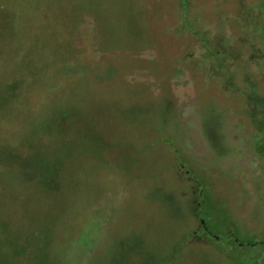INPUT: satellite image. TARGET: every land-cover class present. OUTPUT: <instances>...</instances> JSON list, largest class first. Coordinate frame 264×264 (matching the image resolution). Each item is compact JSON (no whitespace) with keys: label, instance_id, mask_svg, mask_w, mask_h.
<instances>
[{"label":"rangeland","instance_id":"rangeland-1","mask_svg":"<svg viewBox=\"0 0 264 264\" xmlns=\"http://www.w3.org/2000/svg\"><path fill=\"white\" fill-rule=\"evenodd\" d=\"M249 176L264 0H0V264H223L183 245L189 216L232 264H264L259 236L221 233L241 205L264 224Z\"/></svg>","mask_w":264,"mask_h":264},{"label":"crops","instance_id":"crops-1","mask_svg":"<svg viewBox=\"0 0 264 264\" xmlns=\"http://www.w3.org/2000/svg\"><path fill=\"white\" fill-rule=\"evenodd\" d=\"M235 169H236V167H235ZM234 169V170H235ZM234 172H236V171H234ZM247 173V171H242V173ZM238 173H240V172H238ZM250 173H252V172H249V174ZM235 175H237L236 173H234ZM250 177V176H249ZM252 177L253 178H255L256 176L255 175H252ZM253 178H251L250 177V180H249V183H250V190H249V188L247 189L245 186L246 185H244V184H242V185H240V192L241 193H244V194H241L242 196H243V198H244V200L245 201H247V200H252L251 198L252 197H254V196H258V197H260V196H264V193H263V189H264V179L262 180V181H259V180H257V179H253ZM255 180V181H254ZM256 180L257 181H259L260 183H258V182H256ZM196 183H198V181H196ZM259 184H260V186L261 187H259ZM252 187H254L255 188V190H252ZM192 190V189H191ZM249 190V191H248ZM201 198H203V195L201 196V197H197V195L195 194V193H192L191 194V197L189 198V197H187L186 198V202H184L185 203V208H187V210L188 211H190V212H192L193 213V215H194V217H197V215H199L200 214V209H199V200L201 199ZM206 198V197H205ZM243 198H242V201H243ZM190 200V201H189ZM256 200V199H255ZM203 203V204H202ZM247 203V202H246ZM257 204H258V201H257ZM201 206L203 207L204 206V201H203V199H202V202H201ZM207 207H209L208 205H206ZM243 205H241L240 207H238L237 209L235 208L234 209V213L233 214H229V215H227V219H225L223 216H221L220 217V219L222 220V221H224L223 222V224H224V226H228V231H223L222 230V234L223 233H225V234H227V233H235V234H238V235H241V237H246L247 236V238H248V236L249 235H251V238H254L255 239V237L254 236H259V239L258 240H264V224L263 223H261V222H259V223H257V225L256 226H251V225H248L247 224V211H244V214H243V216H241L239 213H240V208L242 207ZM247 207H248V209H251V205L249 204V205H247ZM211 208L213 209V205L211 206ZM260 208H263L264 209V207H262L261 205L259 206V208H254V209H252L251 210V212H250V217L251 216H253V214H255L256 212L258 213V212H260V214H261V209ZM262 209V211L264 212V210ZM235 212L237 213L236 215H235ZM206 213V212H205ZM188 216V215H187ZM239 217V218H241V220H238V219H235V217ZM241 216V217H240ZM244 217V218H243ZM189 218H190V223H189V226L187 227V228H185V229H182V231H186V234H188L189 235V232H191L192 233V237H193V241L192 242H189L188 240H187V243H185V244H183L184 246H186V247H189L190 246V244H194V243H199V242H201V243H203V244H205V243H207L208 244V246H210L211 248H213V247H215V251H213L214 253H215V257L214 258H212V261L215 263V259H217V260H220V257L222 258V260H223V264H232L231 262V258H230V256L229 255H227V253L228 252H226L225 251V255H224V257L225 258H223L222 256H221V254H223L221 251V248H219V247H217V246H215L214 244H212V245H210L209 244V240H211V241H213L214 243L216 242L215 240H213V238L212 237H214L215 235L213 234H211V232H209L210 234H209V237L207 238V237H204V236H198V235H196L198 232H200V231H204V229H203V225H202V220H196L195 221V219L193 218V217H191V216H189ZM243 218V219H242ZM225 221L228 223V224H226L225 223ZM194 225H195V228H194ZM193 226V227H192ZM192 227V228H191ZM237 227H238V229L239 230H236L237 229ZM256 229H259V233H260V235L258 234V232H257V230ZM256 230V231H255ZM182 231H181V233H182ZM205 232V231H204ZM180 233V234H181ZM191 235V234H190ZM204 235V234H203ZM240 237V238H241ZM235 238H238V236H236L235 235ZM242 239V238H241ZM178 240V239H177ZM183 242H185V241H183ZM254 241H252V240H248V242H245V243H249V244H252ZM233 243V242H232ZM243 243H244V241H243ZM179 243L177 242H173V247H170L169 248V253H174V252H177V250L179 251V245H178ZM234 244V243H233ZM233 246V245H232ZM236 246H240V245H237L236 244ZM180 251H181V249H180ZM195 251V250H194ZM188 252V253H187ZM187 252H185V254H183V253H181L182 254V256L184 257L183 259H185V258H192L193 256H194V254H192L193 253V250H187ZM212 252V253H213ZM235 253V252H234ZM238 253L239 252H237V253H235V255H238ZM172 254H171V256H172ZM240 255L241 254H239L238 255V259L236 260L237 262H238V264L240 263V264H242L241 262H242V258L240 257ZM176 256V255H175ZM218 256H219V258H218ZM229 256V257H228ZM226 257H228L229 258V262L226 260ZM173 259V258H172ZM189 260V259H188ZM216 264V263H215ZM218 264V263H217ZM251 264V263H250Z\"/></svg>","mask_w":264,"mask_h":264}]
</instances>
